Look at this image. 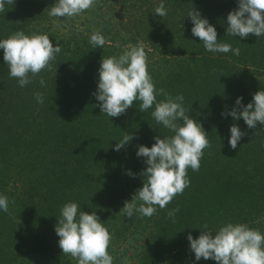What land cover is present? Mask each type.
<instances>
[{"label": "trees", "instance_id": "obj_1", "mask_svg": "<svg viewBox=\"0 0 264 264\" xmlns=\"http://www.w3.org/2000/svg\"><path fill=\"white\" fill-rule=\"evenodd\" d=\"M161 2L167 9L165 17L155 15ZM97 4L109 5L131 21L141 16L138 25L146 30V51L152 49L148 56L169 63L166 73H160L156 64L150 65L154 80L164 78L156 88H164L173 97L183 95L190 117L202 123L211 143L204 150L199 170L188 169L193 178L189 188L165 209L156 206L157 212L150 218L134 214L132 219L144 235L134 247L137 251L132 262L217 264L203 258L196 261L189 234L198 238L207 225L215 235L228 223L248 224L264 234V125L250 129L243 119L222 116L236 107L239 97L247 106L255 93L264 90V36L227 35V16L238 8V0H98ZM51 6L52 0H14L0 13V40L17 31L48 34L53 46L58 41L62 49L52 62V70L40 73L46 84L42 86L37 76L25 87L9 76L4 50L0 49V195L9 199V213L0 209V264H64L71 260L59 247L55 231L60 210L69 202L77 203L79 211L96 212L110 234L114 232L112 246L126 243L130 226L120 223L121 210L145 180L139 175L137 154L129 151L138 152L133 143L125 145L123 153L115 150L126 134L135 135L138 124L130 125L116 140L110 139L114 134L110 131L108 141L98 147L86 138L79 140V133L87 136L74 125L76 113L82 112L88 123L107 122L97 114L100 108L93 98L99 69L103 57L122 54L127 41H121L119 47L106 43L95 48L89 37L80 38L81 33L61 34L45 11ZM194 9L216 28L220 42L240 48L239 56L204 48L192 35L194 25L188 13ZM116 35H121L118 30ZM161 41L166 42L167 51H163ZM37 92L43 94L42 104L36 100ZM162 99L157 96L158 101ZM135 102L137 106L141 103ZM131 108L129 119L126 113L117 123L125 117L138 120L137 114L131 115ZM154 110L155 105L147 113ZM152 122L162 125L153 117L145 123ZM234 124L246 133L236 149L228 143ZM166 133V137L174 135L171 130ZM101 135L106 137V131ZM154 138L146 139L145 144L151 143L147 147H152ZM132 164L135 171L130 173ZM127 174H132V184ZM231 203L240 207L238 213L233 214ZM177 207L180 211L173 223L167 213Z\"/></svg>", "mask_w": 264, "mask_h": 264}, {"label": "clouds", "instance_id": "obj_2", "mask_svg": "<svg viewBox=\"0 0 264 264\" xmlns=\"http://www.w3.org/2000/svg\"><path fill=\"white\" fill-rule=\"evenodd\" d=\"M98 0H57L54 6L46 9L49 17L59 25L60 18L71 20L93 9ZM14 0H0V13L6 11V5H12ZM155 15L165 17L167 9L161 2L155 8ZM193 23L192 35L198 37L204 48L209 52L240 55V48L235 49L228 43L218 40L216 28L208 19L202 18L201 13L194 9L188 13ZM227 35L247 38L254 34L264 36V0H238V8L227 16ZM93 47L103 48L109 40L97 29L90 35L89 41ZM119 47V45H118ZM0 49L4 50V61L9 68V76L18 80L20 87H25L40 76L44 70H52V62L61 52L57 41L53 46L48 34L26 35L17 31L8 38L0 40ZM151 48H147L143 41L136 45L124 46L122 54L103 57L99 69L98 90L94 93L100 102L98 105L103 114L109 117H119L140 101L139 110L146 112L155 105L151 115L174 135L161 138L155 137L151 148L139 146L137 156L146 158V171L143 187L133 195L131 202L125 201L121 210L126 217H133L140 213L145 217H152L157 207L165 209L174 197L182 194L190 186L188 169L198 171L204 150L211 147L208 133L202 123L190 117L184 106V96L173 97L164 88L157 89L149 73V56ZM216 70L213 69V72ZM39 83L46 84L40 76ZM157 96L164 99L157 100ZM38 103L42 104L43 94L35 93ZM243 97L236 100V107L222 116H232L235 120L243 119L248 128L255 129L257 125H264V90L254 94L252 102L244 106ZM182 121V123H181ZM228 143L236 149L241 139L246 135L237 125L230 128ZM132 135L126 134L115 145L120 151L131 142ZM14 203V201H12ZM0 209L9 213V199L0 195ZM180 209L174 208L167 215L173 218ZM204 230L198 238L191 234L187 239L196 261L214 260L217 264H264V234L259 229L250 228L248 224L228 223L219 228L213 235L204 225ZM59 239V247L64 255L77 260V264H114V256L109 253L113 234H110L105 223L93 211L91 214L79 211L75 202L66 203L60 210V218L55 227ZM115 249L113 248V252Z\"/></svg>", "mask_w": 264, "mask_h": 264}, {"label": "rangeland", "instance_id": "obj_3", "mask_svg": "<svg viewBox=\"0 0 264 264\" xmlns=\"http://www.w3.org/2000/svg\"><path fill=\"white\" fill-rule=\"evenodd\" d=\"M56 3H57V0H52L53 6ZM56 19L57 18H52V23H53L54 29L55 30L57 29V31L59 33L70 34L72 36H75L76 34L81 33L80 38L84 39L85 37L90 38V35L92 34V32L94 30L99 29V30H101L102 35H104L105 38L110 41V43H107L108 45L109 44L112 45V43H115L116 45H121V41L123 43L125 41H127L128 44H130V42H136V44H137L140 41L144 42V39L146 38V35L144 34V32L146 30L145 31L142 30V27L140 25H138L139 21L140 20L142 21V18L139 14L136 17H132V21H131L126 16V14H124L121 11H114L113 8L109 7V5L100 6L97 4L93 9H90V10L86 11L85 13H83L82 15L77 16L71 20H68L67 18H60L61 22L59 23V25L54 22V20H56ZM117 30L121 34L120 36L116 35ZM111 31H112V33H110ZM130 34L132 36H129ZM122 36H124L125 38H123ZM161 43H162L161 44L162 49H164L163 51H167L166 42L161 41ZM151 64H156V67L160 73H162V72L166 73V69H168L169 63L166 64V60H162L161 58H156L154 56L149 57V68H148V70H149V73L151 74V76L153 78L154 83L157 84V83L164 81V78H160V79L157 78V80H154L156 75H152V73L150 72V70H151L150 65ZM165 76L167 77V75H165ZM93 98H94L95 106L98 107L100 102L96 99L95 96ZM133 106H136V107H134V109H133ZM133 106L131 108V110L133 109L131 112V115L137 114L138 120H135V119L134 120H128L129 116H130V108H129L126 111V113H128L127 114L128 119H126V117H125L123 120L120 121L122 123H117V120L118 119L120 120L121 117L126 115V113L119 116V117H109L106 114H103L102 111H101L102 114L100 113V110H101L100 107H99L100 109L97 110V114L99 113L102 116V118L107 122H104V123L103 122L88 123L87 122V115L85 112L76 113L74 125L79 127V129H80L79 131L84 132L83 136H87V137H81L82 135L79 133L80 137H78V139L83 140L84 138H86V140L89 141V144L92 143L93 145L98 147V145L102 144V142L108 141L107 135L110 136V131L114 132V134H112L110 136V139L116 140V137H121V135H125L124 133L128 131V128L130 125H137V124H138V127H140V129L135 133V135L133 136V139L131 140V142L133 143V145L137 149L141 145L146 146V145L151 144V143L145 144L147 138L150 139V137L153 138L156 136H160L161 138H165L167 136L168 133H166V132H168L169 129L165 128L163 125H156L155 122H152L150 125L145 123L146 121H150L152 119V115H151L150 111H148V113H147V111L143 113L139 110V106H137V104H134ZM108 120H109V122H108ZM113 121H115V123H112ZM83 125H86L85 129H84ZM105 131H106V137L101 135V132L103 133ZM142 133H143V135H145L144 137H142ZM124 151L125 150L123 148L121 153H123ZM129 151L137 154V152H135L132 149ZM125 156H126V154H125ZM136 159H137V162L141 164L139 166V175H141V173L146 171V168H147V166L145 164L146 158H142V157L137 156ZM134 171H135V165L132 164L129 168V172L133 173ZM187 171H188V178L190 179V186H191V179H193V178H191V175H190L191 171L190 172H189V170H187ZM131 175L127 174L126 176L129 178V180L132 184L134 180H133V177ZM189 187H187V188H189ZM209 190H213V188L210 186ZM174 198L176 199V196ZM230 208H231V211L233 212V214H235V213L239 212L240 207L236 203H231ZM122 214H123V216H121L122 219H120V223L125 222V223H128L127 224L128 226H130V228H129L130 230L128 231V233L125 236L127 238L126 243H124V241H123L122 244H119L118 247L111 245L109 248V253L114 256V264H133L134 259H135V255H136V251H137V250L135 251L134 247L138 245L139 240L141 239V237L144 234L139 232V227L136 224L137 222L132 219L133 217L129 218V217H126V215L124 213H122ZM203 216H205V215H203ZM126 219L128 221H126ZM263 219H264V215H263ZM263 219H261V220H263ZM112 234H114V232ZM121 235L122 236L125 235L124 230H121ZM113 248L115 249L114 252H113ZM173 255H175V254H173ZM67 261L62 262V263H64V264H75V263H77V260L72 258V257H71V260H67ZM37 264H44V261H40Z\"/></svg>", "mask_w": 264, "mask_h": 264}]
</instances>
